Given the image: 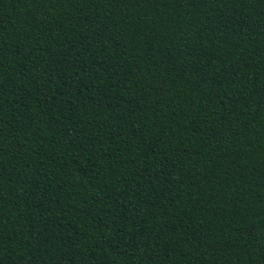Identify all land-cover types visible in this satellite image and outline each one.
<instances>
[{
    "label": "trees",
    "instance_id": "16d2710c",
    "mask_svg": "<svg viewBox=\"0 0 264 264\" xmlns=\"http://www.w3.org/2000/svg\"><path fill=\"white\" fill-rule=\"evenodd\" d=\"M0 264H264V0H0Z\"/></svg>",
    "mask_w": 264,
    "mask_h": 264
}]
</instances>
